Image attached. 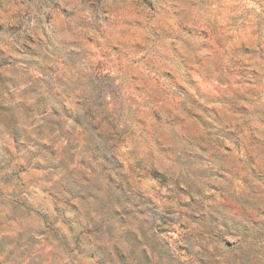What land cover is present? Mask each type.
Instances as JSON below:
<instances>
[{
    "label": "rangeland",
    "instance_id": "rangeland-1",
    "mask_svg": "<svg viewBox=\"0 0 264 264\" xmlns=\"http://www.w3.org/2000/svg\"><path fill=\"white\" fill-rule=\"evenodd\" d=\"M0 264H264V0H0Z\"/></svg>",
    "mask_w": 264,
    "mask_h": 264
}]
</instances>
